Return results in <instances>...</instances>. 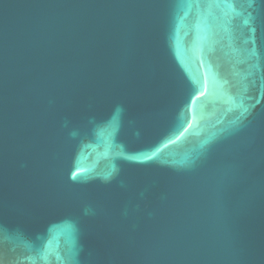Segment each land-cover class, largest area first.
<instances>
[{"label": "water", "instance_id": "obj_1", "mask_svg": "<svg viewBox=\"0 0 264 264\" xmlns=\"http://www.w3.org/2000/svg\"><path fill=\"white\" fill-rule=\"evenodd\" d=\"M0 264H264V0H0Z\"/></svg>", "mask_w": 264, "mask_h": 264}]
</instances>
